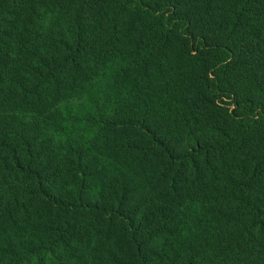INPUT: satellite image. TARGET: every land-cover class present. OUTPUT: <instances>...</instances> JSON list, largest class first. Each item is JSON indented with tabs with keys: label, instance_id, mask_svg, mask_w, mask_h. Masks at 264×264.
<instances>
[{
	"label": "trees",
	"instance_id": "16d2710c",
	"mask_svg": "<svg viewBox=\"0 0 264 264\" xmlns=\"http://www.w3.org/2000/svg\"><path fill=\"white\" fill-rule=\"evenodd\" d=\"M0 264H264V0H0Z\"/></svg>",
	"mask_w": 264,
	"mask_h": 264
},
{
	"label": "rangeland",
	"instance_id": "374dc122",
	"mask_svg": "<svg viewBox=\"0 0 264 264\" xmlns=\"http://www.w3.org/2000/svg\"><path fill=\"white\" fill-rule=\"evenodd\" d=\"M55 114L58 116H61L66 121H70L72 123L79 122V118L77 115L82 114H93L92 110L86 106L85 103H78V102H71V101H65L61 102L55 109ZM28 116V117H26ZM20 116L21 119H19L22 122H28L30 120V116L28 114ZM82 127L81 123H77L76 130L80 129ZM64 126L55 128V127H49L47 132L49 135H51L56 141H63L67 136L64 135L63 132ZM74 135V134H73Z\"/></svg>",
	"mask_w": 264,
	"mask_h": 264
}]
</instances>
